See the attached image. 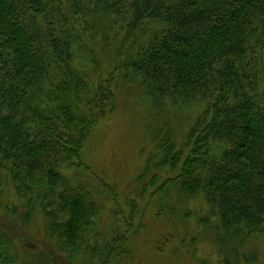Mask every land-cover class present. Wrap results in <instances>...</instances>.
I'll use <instances>...</instances> for the list:
<instances>
[{"label":"trees","instance_id":"obj_1","mask_svg":"<svg viewBox=\"0 0 264 264\" xmlns=\"http://www.w3.org/2000/svg\"><path fill=\"white\" fill-rule=\"evenodd\" d=\"M105 26L119 28L115 63L93 84L74 63L91 58L79 31ZM119 76L155 105L205 104L181 147L161 127L139 188L170 167L181 200L206 197L220 245L263 232L264 0H0V193L40 205L59 249L81 252L99 205L60 167L80 161ZM11 244L0 225V264H16Z\"/></svg>","mask_w":264,"mask_h":264},{"label":"rangeland","instance_id":"obj_2","mask_svg":"<svg viewBox=\"0 0 264 264\" xmlns=\"http://www.w3.org/2000/svg\"><path fill=\"white\" fill-rule=\"evenodd\" d=\"M105 28L95 34L79 31L80 44L91 49V58L88 62L86 48L78 49L81 62L74 63L93 84L98 75L105 79L115 63L111 48L118 44L119 28ZM140 87L117 77L110 85L115 98L91 126L79 164L60 167L62 177L85 187L99 205L81 252L61 251L45 227L41 206L32 208L13 186L4 187L0 225L10 233L16 264H264V231L220 245L217 234L227 235L218 229L211 205L203 194L181 200L180 187L171 183L177 170L153 167L157 178L148 181L145 190L139 188L148 161L159 154L156 134L161 127L172 126L181 147L205 106L172 100L155 105ZM106 243L110 247L103 252Z\"/></svg>","mask_w":264,"mask_h":264}]
</instances>
